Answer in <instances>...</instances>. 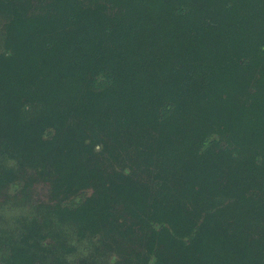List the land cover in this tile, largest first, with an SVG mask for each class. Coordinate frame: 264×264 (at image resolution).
Instances as JSON below:
<instances>
[{"label": "trees", "instance_id": "obj_1", "mask_svg": "<svg viewBox=\"0 0 264 264\" xmlns=\"http://www.w3.org/2000/svg\"><path fill=\"white\" fill-rule=\"evenodd\" d=\"M0 264H264V0H0Z\"/></svg>", "mask_w": 264, "mask_h": 264}]
</instances>
